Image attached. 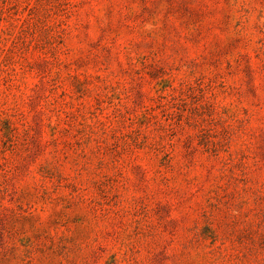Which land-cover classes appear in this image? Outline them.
Listing matches in <instances>:
<instances>
[{
  "label": "rangeland",
  "instance_id": "obj_1",
  "mask_svg": "<svg viewBox=\"0 0 264 264\" xmlns=\"http://www.w3.org/2000/svg\"><path fill=\"white\" fill-rule=\"evenodd\" d=\"M0 264H264V0H0Z\"/></svg>",
  "mask_w": 264,
  "mask_h": 264
}]
</instances>
